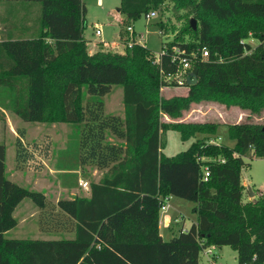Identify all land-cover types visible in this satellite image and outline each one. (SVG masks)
<instances>
[{
  "label": "trees",
  "instance_id": "1",
  "mask_svg": "<svg viewBox=\"0 0 264 264\" xmlns=\"http://www.w3.org/2000/svg\"><path fill=\"white\" fill-rule=\"evenodd\" d=\"M8 1L41 4L39 25L30 28L35 30L29 38L0 42L8 66L0 86L10 90L11 110L26 122L79 124L80 166L106 171L90 183L88 197L60 198L52 207L43 192L6 177L0 143V264H199L202 250L223 245L236 251L237 264H264V195L243 201L241 183L244 158H264V123L252 119L264 118V0H169L176 15L184 10L188 18L181 32L162 44L165 53L158 61L137 42L123 52H90L83 0ZM165 2L120 0L117 9L128 23ZM158 24L164 28L161 20ZM250 38L257 41L253 47ZM173 47L191 58L187 74L196 82L180 84L187 87L184 95L165 97L163 86L179 85L166 80L177 72ZM202 47L208 50L204 58ZM113 85L122 87V116L105 112L103 100L95 98ZM201 102L247 111L239 122L227 123L232 146L212 142L217 122L182 119ZM167 130L183 141L195 140L167 156L162 151ZM50 145V140L32 149L20 145L17 166L39 170ZM169 196L192 201L196 217L187 230L164 240L159 212ZM24 198L47 210L51 219L41 222L43 231L59 222L66 228L72 220L73 236L6 237ZM53 208L58 212H49Z\"/></svg>",
  "mask_w": 264,
  "mask_h": 264
},
{
  "label": "rangeland",
  "instance_id": "2",
  "mask_svg": "<svg viewBox=\"0 0 264 264\" xmlns=\"http://www.w3.org/2000/svg\"><path fill=\"white\" fill-rule=\"evenodd\" d=\"M85 5V29L83 31V36L85 39L93 40L92 42L97 44H103L101 39L111 40L116 38L119 30H124V34L128 36L126 30L127 25H132L134 29V37L136 41L139 40L140 44L146 46L154 57L158 56L162 49V44L166 41L173 40L174 36L181 32V29L187 22L188 14L186 11L181 10L178 15L175 14L173 10V5L169 0H166L163 7L156 11V16L150 21H146L144 14H141L137 18L124 21V15H117V7L120 0H83ZM30 9L29 14L33 18L31 26L36 27L39 25V15L41 10L40 2L28 1ZM33 5V6H32ZM116 15L118 19L116 18ZM120 20L121 22L119 23ZM161 20L165 25L163 29H160L158 21ZM94 23L101 25V35L97 36L95 34ZM122 26V27H121ZM121 28V29H120ZM123 33V32H122ZM127 38V37H126ZM124 39L126 42L129 38ZM185 40H189L190 37L185 35L183 37ZM253 47L257 44L255 39L247 40ZM120 48H119V46ZM112 47H104V49H110L111 51L123 52L126 46L123 47L122 43L119 41ZM120 50V51H119ZM156 59V58H155ZM112 90L104 95L103 97H95L102 99L105 103V112L119 111L122 116L123 113V103L122 96L123 91L120 85H113ZM187 87L184 85H166L162 87V95L165 97H170L172 95L186 94ZM185 91V92H184ZM84 97L87 98L86 95ZM112 99L110 103L106 104L107 98ZM205 106H203V105ZM201 105L191 106V108L183 114L186 120H196V121H215L218 123L217 132L215 134L216 142L232 146L234 141L228 137L227 134V123L222 121H230V117L236 116V109L239 107H230L231 110H227L222 116V110H226L225 106L221 104L212 103L207 105V103H202ZM247 114L242 116V119ZM11 117V115H10ZM12 117L15 116L12 115ZM11 117V118H12ZM227 118V119H226ZM253 121L259 123H264V118L262 116H253ZM14 131L11 132L9 126H3V131H0V142L5 145V155H6V167L12 166L14 170H18L15 177H11L12 181L17 184L26 187L31 190L39 191L41 188H48L44 183L46 177L43 174H29L28 172H20L23 168L17 166L16 156L17 147L23 146L25 149H32L34 144H41L42 146L46 144L47 141H51V148L53 152V163L57 164V167H62L64 169L72 170L77 169L79 166L78 160V150H79V130L80 125L74 123H40V122H22L19 120L16 124H13ZM19 134V135H18ZM199 136V135H197ZM164 140L163 153L167 156H172L179 151L186 149L195 138H190L186 141L181 140L180 135L175 130H167L162 136ZM53 142V143H52ZM53 144V145H52ZM53 146V147H52ZM28 151V150H27ZM58 180L61 182L63 187V197H67L72 194V189H81L78 186V174L74 172H67L62 174H56ZM6 177L8 174L6 173ZM241 181L244 182L243 190V201L251 200L257 196H260V191L264 189V158L257 156H249L244 158V165L241 168ZM250 191L253 192L251 197ZM264 195V194H263ZM61 196V197H62ZM181 206H178L183 214L186 222L188 218L193 217L192 207L194 203L192 201L182 199L173 196ZM29 205L36 206L30 198H24L22 200V207L28 208ZM47 211V210H45ZM44 211V212H45ZM30 212L28 211V214ZM38 213L36 212L30 214L28 221L22 223L18 214H16V219L19 220V224L15 227L9 229L4 233L8 238H36L38 236L39 229L42 230L38 221ZM34 215V217H32ZM35 218V220L33 219ZM182 218V217H181ZM176 227V225H175ZM208 249L202 250L199 255V264H237L236 261V251L228 245H223L221 247L211 246V252L208 253Z\"/></svg>",
  "mask_w": 264,
  "mask_h": 264
},
{
  "label": "crops",
  "instance_id": "3",
  "mask_svg": "<svg viewBox=\"0 0 264 264\" xmlns=\"http://www.w3.org/2000/svg\"><path fill=\"white\" fill-rule=\"evenodd\" d=\"M33 6V5H32ZM29 3H24V2H18V1H8V0H0V42L3 41H9V40H17V39H24V38H29L31 36V32L33 33L34 30H31L33 26H31L32 22V17L29 14ZM86 12V9H85ZM121 12L117 9V15L120 14ZM122 14V13H121ZM116 15V18L118 19ZM86 18V17H85ZM119 23L121 22L118 20ZM94 27H100L101 25L98 23H94ZM122 27V26H121ZM127 27V26H126ZM121 29V28H120ZM123 32V33H122ZM134 34V33H133ZM129 38L124 34V30H119L116 38L118 39H101L103 44H97L95 45L92 41L93 40H87L88 46H89V51L94 52L99 49H104V47H113L114 45L116 47L117 43L119 41L122 43V46L125 47V38ZM134 37V35H133ZM85 38V37H84ZM126 38V39H127ZM136 40V38L134 37ZM139 41V40H137ZM120 48V46H119ZM110 50V49H109ZM120 51V50H119ZM6 55L3 53V50L0 48V82L5 81L3 78H7V64L5 62ZM5 72V73H4ZM187 91V89H186ZM185 92V91H184ZM181 95V94H180ZM10 90L6 87L0 86V114L3 116V119H0V131H3V126H9L10 131H14V126L13 124H16L19 120H21L17 115L13 113L11 110L10 106ZM109 97L106 100V104L110 103L111 101ZM202 103H207V105H210L214 102H201L199 103L200 105ZM218 104V103H216ZM105 105V103H104ZM198 105V103H193L191 106ZM203 105V104H202ZM205 106V105H203ZM224 106V105H222ZM206 107V106H205ZM233 107V106H231ZM123 108V107H122ZM227 108V107H226ZM231 110L230 107H228L226 110H222L223 113L222 116H226L224 113L226 111ZM236 116L230 117V121H222L225 123H233V122H239L242 119V116L244 114H247V111L242 110L241 108L236 109ZM225 111V112H224ZM187 112V111H186ZM110 113H113L110 111ZM114 113L121 114L119 111H116ZM185 113V112H184ZM15 116V119L14 117ZM123 115V113H122ZM165 119H168L167 116H164ZM185 121H196V120H186V117L183 116L182 118ZM227 119V118H226ZM22 122H24L22 120ZM26 122V121H25ZM111 141L117 143L120 140L115 139L113 137L109 138ZM212 142H216L215 138H212ZM1 143V142H0ZM53 143V142H52ZM53 145V144H52ZM53 147V146H52ZM163 151V149H162ZM6 152V151H5ZM6 154V153H5ZM5 160H6V155H5ZM54 157H53V152L51 148V153L48 158L41 159L42 162V167L39 170H33L30 168H23V170H20V172H28L29 174H43L46 179H44V183L48 186V188H41L39 191L43 192L44 195L46 196L47 202L50 203V205L53 207V205L60 199V198H73L74 196H85L88 197L90 195V183L91 182H97L100 180L102 177L103 173L106 171L105 169H97L93 168L91 166H83L81 167L80 164L77 169H64L62 167H57L55 163H53ZM18 170H14L12 166H7L6 167V161H5V175L6 173L8 174V179L12 180L11 177H15L16 173ZM74 172L78 174V186L81 189L79 191L78 189H72L70 194L67 197H63V190L61 186L60 180H58L56 174H62V173H67V172ZM18 174V173H17ZM79 180L87 182L88 187H82L79 185ZM243 185L244 182L241 181ZM250 191V195H251ZM253 193V192H252ZM62 196V197H61ZM252 197V195H251ZM168 202V208L165 212H159V221H158V228H159V234L162 236L164 240H168L172 238L173 236L177 235L180 231V229L187 230L194 222H195V213L193 214V217L188 218V222L185 221L183 214L181 213V210L178 206H181L179 204V201H177L173 196H169L167 199ZM51 207V208H52ZM28 211L30 212L28 214ZM38 213V221H35V223L41 224V222L45 220V218L51 219L50 216L45 215L44 210L39 209L37 206H32L29 205L28 208L22 207V200L20 203L16 206V208L13 211V216L16 217V214L20 217L22 223L28 221L30 218L31 213ZM49 212H52V214H55L58 212L57 209L53 208ZM48 212V213H49ZM47 213V214H48ZM47 216V217H46ZM34 217V215H32ZM53 218H56L54 215H52ZM182 217V218H181ZM176 218H179L178 221H175ZM35 220V218H33ZM55 221V220H53ZM68 224L66 225V228H64V224L62 222H59L57 225L52 226V230H47L43 231L39 229L38 236L36 238H42V239H52V238H60L62 236L64 237H72L73 236V222L72 220L68 221ZM19 224V220L17 219V224ZM176 225V227H175ZM41 226V225H40Z\"/></svg>",
  "mask_w": 264,
  "mask_h": 264
},
{
  "label": "built area",
  "instance_id": "4",
  "mask_svg": "<svg viewBox=\"0 0 264 264\" xmlns=\"http://www.w3.org/2000/svg\"><path fill=\"white\" fill-rule=\"evenodd\" d=\"M145 19L146 21H150L152 18H154L156 16V11H149L144 13ZM126 30L129 34V39L125 42V46L126 47H130L132 46L133 43L137 42L140 43V41H136L133 37V33H134V29L132 25H127ZM101 28L100 27H95V34L97 36L101 35ZM165 53V48L161 49V52L158 56H156L155 60L158 61L159 57L161 54ZM184 52L181 51L178 47H173L172 48V53H171V60L174 61L177 64V72L173 75H169L166 77L167 81H171L174 80L176 81L178 84H183L184 81H186V76L187 74V69L190 67L191 64V58L188 55L183 54ZM201 55L202 57H206L208 55V50L206 47H202L201 48ZM221 161H223V159H221ZM203 171H204V176L203 179L206 180L207 176H208V168L207 166L202 167ZM79 185H81L83 188L84 187H88L87 182L79 180ZM263 193L264 194V189L262 191H260L259 194ZM168 198H165L163 203L160 206V212H165L168 208V202H167ZM179 218H176L175 221H178ZM208 253L211 252L210 248H207Z\"/></svg>",
  "mask_w": 264,
  "mask_h": 264
},
{
  "label": "water",
  "instance_id": "5",
  "mask_svg": "<svg viewBox=\"0 0 264 264\" xmlns=\"http://www.w3.org/2000/svg\"><path fill=\"white\" fill-rule=\"evenodd\" d=\"M190 25L193 29H195L197 27V21L195 18H191L190 19ZM186 83L188 85H191V84H194L196 82V78L195 76L193 75V73H188V75L186 76ZM251 195H253V193L251 192Z\"/></svg>",
  "mask_w": 264,
  "mask_h": 264
}]
</instances>
